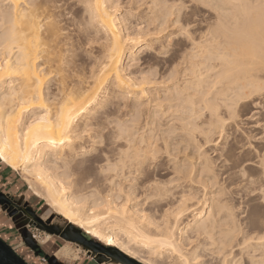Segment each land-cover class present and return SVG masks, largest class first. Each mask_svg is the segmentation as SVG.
<instances>
[{
	"label": "bare ground",
	"instance_id": "obj_1",
	"mask_svg": "<svg viewBox=\"0 0 264 264\" xmlns=\"http://www.w3.org/2000/svg\"><path fill=\"white\" fill-rule=\"evenodd\" d=\"M143 1L145 0H130V3L136 5V7L134 6L135 8L132 7L134 8L132 10H136L137 12L133 13H138L139 10L137 9H140L142 5L140 3ZM156 1L157 0H151L149 3L154 6V9H158L159 7L162 8V3H156ZM211 1L212 0H203V2L206 3H210ZM213 1L211 3H213ZM9 2L11 4L10 8L5 5V0H0V162L12 171L20 170L22 176L28 183L29 190L32 194L37 198L44 199L46 206H48L55 215L60 216L69 225L80 229L92 239H96L98 242L102 243V245L108 248V250L113 251L116 258H113V263L111 264H118L119 260L122 263L127 261L132 264H163L164 259L166 260H164V263L166 262L167 264H201L200 262L202 260L199 261L200 253H205L206 255L211 256L212 259L219 258L222 260V264H228V259H230V261L231 259H234L235 256L233 254L234 251L231 242L232 238L228 236V233L234 227L233 220L237 219V217L236 215V218L233 217V211L231 212L226 204V201L228 202L229 199L226 197L228 200H224V198L222 199L221 197L224 195V187L218 191H213V188H215L214 184L217 185L219 182H217V173L215 171V175L213 170L216 167H212L214 163L212 165L211 160H209L208 157L210 156L205 154L206 151H204V148L202 151L205 153L201 151L203 145H197L196 140L198 137L202 135L204 136L209 132V138L211 137L213 139V134L216 133L217 135V133H221L227 120L232 121L235 117L238 119L237 116H240L238 115L239 112L236 115L238 108L242 111L241 109L246 107V105L250 103V100L255 102L264 97V60L261 59L258 35L256 38L253 37L254 29L258 27V19L253 16L251 11L247 8L238 6L236 0H215L216 7H214V3L213 7L215 11L218 10L221 12L217 11L214 24L211 20L210 22H212V24L207 21L210 25L208 26L207 24L206 28V32L209 33L212 42L209 43L206 41L205 47L201 51L193 50L190 52L188 63L191 65V68L189 69V75L185 76L183 72H181L180 75L169 84L167 80L165 81V76L162 78L164 81L160 80L161 82L159 81L158 83L157 81H153L152 83L147 76H142V73L139 74L143 79L140 77L141 80H137L135 78L138 76L133 78L126 74L127 72L125 70L126 59H130L128 57L134 54L135 51L138 50L137 48L145 47L146 43L148 45H150V43L152 44L153 40L151 37L154 36V34L157 36V34L161 32V29L158 28L151 32L149 27L153 26L151 25L153 22H157L161 14L164 13L163 11L161 14L154 13L152 16L147 17L148 20L145 18L147 24L145 27L143 26L144 31H141L149 37L150 34H152L150 40L149 38H146L145 35V39L139 38L141 35L140 33V35L132 33L134 36L136 35V38L133 36L134 39L129 31L128 33L131 37L126 33V27L128 26H125L124 24L128 22V20H124L125 17L124 19L119 18L120 16L117 15V7L119 6L118 0H83L84 3H90L94 6L93 8L85 9L84 11H86L88 15L86 18L82 17L83 19H86L88 25V37L86 40L87 43L85 44L86 46L89 43L97 44L96 48H100V51L99 53L96 51L98 54H92L93 51L91 52L89 49L90 51L88 52V47L84 46L87 48L85 50L88 53V64L84 65V68H81L76 53L72 49L73 45L69 42L73 37L70 39L68 38L67 43L58 45L55 50H53L51 43L48 40V35L53 27H60V23L62 24L61 20H59V12L53 13L49 10L39 11L37 14V10L32 7L36 0H9ZM49 2H52V0H49ZM165 2L166 1H163V3ZM240 2L244 3L247 2V0H240ZM121 3L122 2L120 1V4ZM169 3L167 4L168 6L170 5ZM97 4L99 7H95ZM229 4L231 7H227ZM145 6L148 7L147 4L144 5V8ZM213 7L211 6V8ZM167 10L169 11L168 8L165 9V11ZM159 12H161V9ZM211 13L209 15L212 16L213 14ZM163 17L162 21L165 19V17ZM209 18L210 17H208L207 20ZM159 20L161 21L160 18ZM124 21L126 22L124 23ZM187 22L189 23V21ZM159 23H153L154 27H156L155 25L158 26ZM160 25L162 24L160 23ZM138 27H140V23ZM135 28H137V26ZM204 28L205 27H203V29ZM137 29L139 30V28ZM209 29H211V32H209ZM77 30L79 29L77 28ZM76 37L78 38L77 35ZM158 38L159 37L156 39ZM73 40H71V42ZM77 42L78 41H76V43ZM79 45L83 46L82 43ZM166 49L167 48H165L164 51ZM150 51L152 50L150 49ZM158 52L159 51L155 53ZM161 53H163V51ZM148 54L145 55L148 56ZM165 55L166 52L164 57ZM153 59L154 58H151V60ZM79 60L81 61L83 58ZM144 61L146 62L147 60ZM81 63L84 64V61H81ZM147 63L148 62H146V64ZM158 67L159 66H157V68ZM154 68L157 70L156 67ZM201 68L204 69V73L200 72ZM158 69L160 70V68ZM169 69H171V67H169ZM150 71L151 70L149 69L148 72ZM154 72L156 74L157 71ZM169 72H171V70L166 73L168 74ZM3 80L9 81L7 86L2 84ZM118 82H122L119 88H117ZM154 83L157 87L154 90L159 95V97L156 96L158 97L156 99H153L155 94L153 93L154 90L151 91V87H154ZM49 89H51V91H49ZM157 89H159L158 92ZM57 96H59V100H56ZM50 97L53 100H56V102L50 103ZM108 97H111L112 100L120 97L123 101L125 99L129 100L130 98H134V102H140V109L147 112L149 120L151 116L156 117L158 113L163 117L167 115V117H170L171 119L169 120L167 118L169 124H166L167 129L165 131L163 130L164 128L161 131V128H158L160 132L153 137L151 134H148L150 137L146 139L142 138L140 139L141 141H136L139 137L136 136L137 139L133 138L134 135L131 132L119 134L114 138L115 143L122 141L125 143H121L123 145L122 148L118 147L119 151H117L116 148L118 153L117 155L113 154L116 158H113V155H111V157L109 156L114 150V146L112 147V150L110 149L111 146L109 147L111 150L108 151L109 155L107 153L105 154L107 160L105 162L104 178L100 181L94 180L95 183L102 184L103 189L96 188L94 182L91 184L93 187L95 184V188L90 189L89 193L91 194V199L96 197V206L94 209H91L92 211L90 210L91 212L89 214H87L81 212L77 207V202L70 198L72 195L70 191L72 189H70V186L76 183V180L70 179L64 173L65 161L70 160L73 152L76 151L74 146L75 142L73 141V143H69V141L73 140L72 135L63 137L66 142L63 147L59 146V144L55 147L48 145L50 152L42 157V161L38 165H33L31 162L26 164L24 161V155L25 153H34L36 151L34 143L37 139L41 141L52 139L59 141L61 139V126L57 123L56 119L58 108L61 103L66 105L65 116L68 115V109L73 110V116H75L77 112H80V110H83L85 114L90 115V113L95 110L98 99ZM261 100L263 101V99ZM253 102L252 104H254ZM125 103L126 101L124 104ZM127 106L129 107L130 105L126 104L125 107L127 108ZM137 109L139 108L137 107ZM130 113L132 112H129V114ZM125 114L124 116H126ZM10 116L12 117L11 121H9ZM87 118L88 115L83 117V119ZM116 118L115 120H117ZM118 119L120 120V117ZM139 121L141 122V119ZM131 123L129 122L130 125ZM137 123L138 122L136 121V125H138ZM142 123L144 124V122ZM142 123L141 125H143ZM154 123L156 122L154 121ZM154 123H152V125ZM119 125H121V128L123 129L122 124L120 123ZM206 125L208 126L207 129H203V126L206 127ZM153 126L151 127L153 128ZM29 127H31V131L28 130ZM127 127L125 126V128ZM235 127H237V125H235ZM142 129L143 128H141L140 132H142ZM254 129L256 130L255 127ZM126 130H129V128ZM135 131L137 133V129ZM211 132L212 136H210ZM142 133L144 136L145 132L143 131ZM261 133H263V131ZM139 134L140 133L138 132V135ZM243 134L245 135V133ZM173 136L174 138L178 136L179 138L176 139H179L181 144L180 145L177 141V146L179 147H176L178 150L175 151V153L173 152L174 150L170 149V144L172 145L174 142ZM170 138L171 140L173 138V141L169 144L168 141H171L169 140ZM201 139H204V137ZM198 140L201 141L200 139ZM205 140H208L207 137H205ZM260 140H258V142ZM205 143L204 145H206ZM249 145H251V143ZM246 148L247 147H245V149ZM248 150L249 149L247 148V151ZM152 151L158 153L152 164V172L145 171L133 164V161L138 156ZM227 151L229 152V150ZM234 151L231 152V156ZM247 151L244 152L247 153ZM244 152H242L243 155L246 154H244ZM255 153H257V150ZM180 154H182L183 157H178L179 159L177 160V156ZM163 155L170 156V160L172 156V163L168 168H164L162 167L163 165H160V162H162L161 157ZM223 155L225 156V154ZM226 155L229 157L228 153ZM250 155L252 156V154ZM234 157L237 159L236 156ZM233 158H231V160ZM252 158L254 157L252 156ZM252 158H246L247 160L244 158L245 161H239L238 159L239 162H243L241 163V168H245L244 171H250L253 168H257V165L264 160V157L262 158L263 160ZM226 159L229 161V158ZM165 163H167V161H165ZM223 163H225V161L222 162V164ZM228 163L230 164V161ZM123 169L126 171L129 170L127 172H130L131 176L134 175L133 177H138V180H140L139 183L137 180L132 181V183L137 181L139 184L138 186H128L129 189L126 187L128 191H126L125 187L123 188L121 185L115 187V181L117 182L118 180L115 176V172H119ZM158 171L170 172L169 175H171V178L167 180L164 175V178L167 181H163L161 177L162 181H159L160 178L158 177L157 180L154 176L162 174ZM241 171L240 173L243 174ZM155 172L158 174L152 176V173L155 174ZM225 173H227V170ZM247 173L248 175L252 174L250 172ZM221 174L223 176V173ZM73 175L75 176V173H73ZM124 175L126 176L127 174ZM218 175H220V171L218 172ZM234 175L235 178L236 174ZM257 175H259V173ZM114 176L117 180H114ZM224 176L226 177V175ZM240 176L241 175H239V177ZM149 177H154L156 179L151 180ZM125 180L126 179H124V181ZM212 182L213 190L209 188V185L211 186ZM195 185H197V188L198 185L201 186L204 195V198L201 195L203 199H200V202L198 201L199 199H197V201L194 200L198 196L196 194L197 196L195 197ZM254 185H256V182ZM113 186L116 190L119 188V194H122L120 192H124L125 196L121 195L123 198H118L119 194H116L118 197L115 196L113 192L116 190H113ZM217 186L220 187L219 185ZM255 189L256 188H254V190ZM131 190L133 191L132 194L128 193ZM135 190H137V192ZM198 190L200 189H197V191ZM135 192H139L140 194L135 195ZM193 200L195 203L198 202L197 205L195 204L196 208L192 205ZM85 209L87 208L85 207ZM231 209L233 210V208ZM188 213H192L190 219H185L186 221L184 223L181 221L183 225H181L182 227L179 229L178 221L180 217L184 214L186 216ZM69 216L71 218H69ZM185 218H187V216ZM205 229L208 230L207 234H205ZM253 237L255 243L251 252L255 253L258 257L261 253V245L259 243L261 239H255V236ZM47 241L48 237L44 238L42 243ZM108 241H111L112 243L109 244ZM168 244H172L179 255L168 249L166 247ZM64 253V250L58 252L56 258H62ZM87 253H89V251H87ZM203 256L204 255H201V258ZM95 259H97L100 264H105L101 257L98 256L97 258L95 257ZM214 261H211L210 263L212 264ZM233 261L230 264H234ZM217 262H219V260Z\"/></svg>",
	"mask_w": 264,
	"mask_h": 264
},
{
	"label": "rangeland",
	"instance_id": "obj_2",
	"mask_svg": "<svg viewBox=\"0 0 264 264\" xmlns=\"http://www.w3.org/2000/svg\"><path fill=\"white\" fill-rule=\"evenodd\" d=\"M58 2H60V0H57ZM117 1V0H116ZM119 2H118V4H119V6L117 7V10H118V12H117V15L118 16H120L119 18H122V19H124V17H125V19L124 20H128V22H126V21H124V25L125 26H128V27H126V33L128 34V35H132V37L134 36L133 34H136L137 33V35H140V37L139 38H142V39H145L144 38V35H145V37L146 38H149V40H150V37L152 36V34H150V37L149 36H146V34H144V32H142V31H144V28H143V26L145 27L146 26V24H147V20H148V18L147 17H149V16H152L154 13L155 14H157V13H159V14H161L162 13V11L165 13V15H164V13H162L161 14V16L163 17H166V16H171L172 14H173V8L171 7V6H173V5H178V4H181V3H183L184 2V0H176V1H178V2H176L175 0H161V2H160V0H159V2H158V0L156 1V3H162L161 5H162V8H158V9H154L153 7L154 6H152L150 9L147 7V6H145V8H144V5L145 4H147V5H150L151 3H149V1H151V0H147V2H146V0L145 1H143V2H141L140 4H142L141 5V7H140V9H137V10H139L138 11V13H133V12H137L136 10H132V9H134L135 7H136V5L135 4H133V3H130V0H118ZM120 1L122 2L121 4H120ZM163 1H166L165 3H163ZM213 1V0H212ZM211 1V2H212ZM215 1V0H214ZM213 1V3H214V7H216L215 6V3L216 2H214ZM123 2H124V4H123ZM146 2V3H145ZM170 2V3H169ZM176 2V3H175ZM208 3L209 5H210V8H211V6L213 7V3ZM127 3H128V5H127ZM149 3V4H148ZM170 4L169 6L167 5V4ZM123 4V5H122ZM133 4V5H132ZM138 5V4H137ZM168 6L167 8L169 9V11L167 10V11H165V9H167L165 6ZM131 6V7H130ZM135 6V7H134ZM132 7H134V8H132ZM147 7V8H146ZM158 7V6H157ZM171 7V8H170ZM214 7L213 8H208V9H203V8H193L191 11H189L188 9H185L184 11H183V14H185V15H183L182 14V16H181V22L182 23H184V25L187 27L188 26V22L187 21H189V22H191V24L193 25H195L194 26V29H193V31H194V34H197V35H199V34H201V32H202V34L203 33H205L206 31H207V24H208V26L210 25V24H212V22H213V24L215 23L214 21H215V17L217 16V11H215V9H214ZM227 7H231V5L229 4V6L227 5ZM131 8V9H130ZM142 8V9H141ZM145 10H144V9ZM156 8V7H155ZM124 9V10H123ZM130 9V10H129ZM148 9V10H147ZM151 9H154V10H151ZM160 9H161V12H159L160 11ZM127 10V11H126ZM149 10H151V11H149ZM210 10V11H209ZM124 11V12H123ZM129 11V12H128ZM132 11V12H131ZM141 11V12H140ZM143 11H144V13H143ZM146 11V12H145ZM156 11H158V12H156ZM207 11H208V13H207ZM214 11V12H213ZM193 12V13H192ZM211 14H213L212 16L211 15H209L210 13ZM218 12H221V11H218ZM128 13V14H127ZM143 13V14H142ZM147 13V14H146ZM170 13V14H169ZM207 13V14H206ZM66 14H67V12H66ZM82 14V13H81ZM132 14V15H131ZM135 16H134V15ZM137 14H138V16H137ZM150 14V15H149ZM168 14V15H167ZM130 16V18H129V16ZM145 15H148V16H145ZM194 15V16H193ZM205 15V16H204ZM207 15H208V17H210L208 20H207ZM215 15V16H214ZM133 16V17H132ZM160 16V15H159ZM159 17L160 19H161V21H162V17ZM203 18H202V17ZM83 17V14L81 15V18ZM143 19H142V18ZM163 17V18H164ZM84 18V17H83ZM128 18V19H127ZM147 20H146V19ZM159 18H158V20H157V22L159 23H161L162 25H164L165 24V19H163L164 21H160L159 20ZM131 19V20H130ZM190 19V20H189ZM195 20V21H194ZM204 20V21H203ZM210 20L212 21V22H210ZM137 21V22H136ZM142 21V22H141ZM206 21V22H205ZM207 21L210 23H207ZM62 22V24L64 25L65 24V22L64 21H61ZM64 22V23H63ZM157 22H153L154 24H157ZM139 23H140V27L142 28H140V27H138L139 26ZM151 24V25H153V26H150L149 27V29L151 30V32L152 31H154L156 28H158V29H161L162 30V25H160V23L158 24V26L157 25H155L156 27H154V24ZM197 23V24H196ZM201 23V24H200ZM203 23V24H202ZM62 24L60 23V26H62ZM144 24V25H143ZM187 24V25H186ZM67 25H68V27H67ZM66 25V29H72L73 31L75 30L76 31V33H77V36H78V38L80 37V34H79V30H77V28L79 29V25L77 26H75L76 28H73L72 27V24H67ZM202 26V29H201V26ZM206 25V26H205ZM72 27V28H70V27ZM137 26V28H139V30L137 29V28H135ZM199 26H200V28H199ZM152 27H154V28H152ZM161 27V28H160ZM203 27H205L204 29H203ZM209 28V27H208ZM130 29V30H129ZM137 31H136V30ZM142 30V31H141ZM202 30V31H201ZM128 31H129V33H128ZM132 31V32H131ZM201 31V32H200ZM205 31V32H204ZM142 32V33H141ZM198 32V33H197ZM200 32V33H199ZM133 33V34H132ZM140 33V34H139ZM143 34V35H142ZM131 35H130V37H131ZM136 36V35H135ZM134 36V37H135ZM142 36V37H141ZM72 36H70L69 37V39L71 38ZM76 37V36H75ZM133 37V38H134ZM157 37H159L158 39H156ZM77 37L76 38H71V40H73L74 39V41H75V44L73 45V41L71 42V40L69 41L72 45H73V50L75 51V53H76V56L77 57H79V56H82L83 57V55L84 54H88L87 53V51L89 52L90 50H91V52L93 51V53L92 54H98L99 53V51H100V48H96V45L97 44H91V45H93V47H94V45H95V47L93 48V47H91V48H88V50L86 51L85 49H87V48H85V47H87L86 46V44L85 43H87V41H84V40H81V38H79L78 39ZM136 38V37H135ZM134 38V39H135ZM155 38V39H154ZM162 37H160L159 35H155L154 34V36H152L151 37V39L153 40L152 41V44L150 43V45H148L147 43L145 44V47L143 46L142 48L140 47V48H137L138 50H136L135 51V53L134 54H132L131 56H127L128 58H130V59H126V62H125V64L127 65H125V70H126V74H128V75H130L131 77H133V78H135V77H137V78H135V79H137V80H141V78L143 79V77L142 76H147V78L149 79V80H151L152 81V83H153V81H157V83L160 81V80H162V81H164V79H162V78H164V76L166 77V75L165 74H167L166 72H168V71H170L171 69H169V67H166L165 66V61L167 60V49L164 51V49L165 48H167V45H165L166 43L165 42H163L162 41V39H161ZM138 39V38H137ZM142 39H140V40H142ZM159 39H161V40H159ZM81 40V41H80ZM149 40H146V41H149ZM76 41H78L77 43H76ZM83 41V42H82ZM145 41V40H144ZM82 43V45L83 46H80L79 44H81ZM84 43V44H83ZM155 43H156V45H155ZM163 45H162V44ZM147 45V46H146ZM153 45H154V47H153ZM161 45V46H160ZM78 46V47H77ZM85 46V47H84ZM156 46V47H155ZM163 46V47H162ZM83 48L84 47V53L82 54L81 52H80V48ZM99 47V46H98ZM152 47H153V49H152ZM165 47V48H164ZM93 48V49H92ZM90 49V50H89ZM140 49V50H139ZM149 49V50H148ZM150 49L153 51V53H155V52H157V51H163V53H159V56L158 57H153L152 56V51H150ZM156 49V50H155ZM146 50V51H145ZM155 50V51H154ZM77 51V52H76ZM96 51H98V53L96 52ZM145 51V52H144ZM147 51H148V53H147ZM138 52V53H137ZM165 52H166V55H165V57H164V54H165ZM143 53V54H142ZM81 54V55H80ZM145 54H148V56H146ZM137 55V56H136ZM143 55V56H142ZM151 55V56H150ZM161 55H162V57H161ZM134 56V57H133ZM145 56H146V58H145ZM82 57H81V59H82ZM87 57H88V55H87ZM149 57H151V58H154L153 60H151V58H149ZM135 60H134V59ZM149 58V59H148ZM156 58V59H155ZM166 58V59H165ZM160 59V60H159ZM162 59H165V60H162ZM130 60V61H129ZM144 60H147L146 62H148L147 64H146V62L144 61ZM78 61L80 62L79 64H80V66H81V68H84V65H86V64H88V63H86L85 64V62H84V64H82L81 63V61H84V60H79L78 59ZM87 61H88V58H87ZM128 61V62H127ZM139 61V62H138ZM145 62V63H144ZM163 62V63H162ZM136 63V64H135ZM79 64L77 63V65L79 66ZM134 64V65H133ZM163 64V65H162ZM131 65V66H130ZM133 65V66H132ZM138 65V66H137ZM144 65V66H143ZM153 65V66H152ZM79 66V67H80ZM134 66H136V67H134ZM148 66V67H147ZM157 66H159L158 68H160V70L157 68ZM164 66V67H163ZM126 67H127V69H126ZM134 67V68H133ZM141 69H140V68ZM154 67H156L157 68V70L154 68ZM80 68V69H81ZM130 68V69H129ZM161 68H163V69H161ZM169 69V70H167V69ZM132 69V70H131ZM135 69V70H134ZM149 69L151 70L150 72H148L149 71ZM162 70V71H161ZM165 70V71H164ZM201 71V73H204V69H200ZM203 70V71H202ZM154 71H157L156 72V74H155V72ZM159 71V72H158ZM164 72V73H163ZM142 75V76H140V74ZM149 73V74H148ZM134 74V75H133ZM144 74V75H143ZM160 74V75H159ZM164 74V75H163ZM136 75V76H135ZM148 75H150V76H148ZM151 75H152V78H151ZM141 77V78H140ZM150 77V78H149ZM138 78H140V79H138ZM154 78H155V80H154ZM161 78V79H160ZM165 81H166V78H165ZM161 82V81H160ZM160 84V83H159ZM159 84H158V87H159ZM154 85V87L152 86L151 87V91H153L154 89H156L157 87L155 86V83L153 84ZM158 90L159 89H157V92H158ZM153 93H155L154 94V96H153V99H156V98H158L159 97V95L155 92V90L153 91ZM160 94H162V93H160ZM156 96H158V97H156ZM117 99H118V101H117ZM261 99H263V101L261 100ZM121 100V101H120ZM131 100V101H130ZM122 99H120V97H117V98H114L113 100H112V103H113V108H112V112H111V115H112V117L114 118V120H112V123H113V125L115 126V124H116V126H115V128L117 129V131L114 133V135H113V140H114V143L112 144V145H110L109 147H110V149L112 150V147H113V151H112V153L109 155V153H107L110 157H111V155H117V151H119V148H122V145L125 143V142H117V143H115V137L117 136V135H119V134H123V133H127V132H131V133H133V138H136L137 139V137H139L138 138V140H136V141H141L140 139H142V138H148V137H150V135H148V134H151V136L153 137L154 135H156L158 132H160L163 128V130L165 131L166 129H167V127H166V124L169 122V120L171 119L170 117H167V115H165L164 117L163 116H160L159 115V113L157 114V119H156V117H150V120H149V115L147 114V112L144 110H141L140 109V106H139V103L138 102H134L135 100H134V98H130L129 100H127V99H125L124 101H123V103H122ZM126 101V103L124 104V102ZM253 102V100H250L249 102L250 103H248L247 105H246V107H244V108H242L241 110L242 111H240V108H238L237 109V113H236V115L238 114V112H239V114L238 115H240V116H237L238 117V119H236V117H235V119L234 120H227V122H225V125H224V127L225 126H228V127H223V129L221 130V133H223L224 132V134L223 135H219V134H221V133H217V135H219V136H217L216 135V133H214L213 134V136H212V132H211V134H210V136H212L213 137V139L211 138V140H210V138H209V133H207L206 135H202V136H200L201 138H203L204 137V139H201L200 137H198V139H200L201 141H199L198 139L196 140V144L197 145H199V146H202L201 147V151L203 150V148H204V151H206V153L204 152V151H202L203 153H205V154H208L210 157H208V155H207V157L209 158V160H211V162H212V165H213V163H214V165L212 166L213 168L214 167H216L215 169H213L214 170V173H215V171H216V173H217V182H218V184L217 185H219L220 187H218L217 185H215L214 184V187L215 188H213L212 186H213V182H212V185L210 186L209 185V188L210 189H212L213 191H218L219 189H222L223 187H224V189H225V191L223 192V196H221L222 197V199L224 198V200H228V202L226 201V204L228 205V207L230 208V211L233 213V217L234 218H236L237 217V219H235L236 221H237V223L238 224H240L243 228H244V231L245 232H249V228H248V226H247V224L246 223H244V221L247 219V217H243V216H239L238 214H239V212H240V208H241V203H240V201H243L244 202V207H245V209H247V206H248V200H244V197H242L241 195H240V192L238 191V190H235V188H234V182H235V184H246V187L248 188V191H245V193H244V196H247L248 198H249V200H251V199H254L253 197H251L250 196V192H252V191H255L256 189H257V187H255L257 184H259V180L257 179V178H259V175H260V171H259V169L258 168H253V169H251L250 171H244L245 170V168H241V163H243V162H239V161H245V160H247V159H251L252 158V156L254 157V158H252V159H256V158H258L259 160L260 159H262L263 157H264V97L263 98H260L259 100H257V101H255V102H253L254 104H252V102ZM131 102V103H130ZM257 102V103H256ZM259 102H262V103H259ZM119 103H120V105H119ZM122 103V104H121ZM145 103V102H144ZM124 104V105H123ZM130 105L129 107L127 106V108L125 107V105ZM137 104V105H136ZM250 104V105H249ZM252 104V105H251ZM116 105V106H115ZM132 105V106H131ZM118 106V107H117ZM123 106V107H122ZM135 106H137L139 109H137V107H134ZM253 106V107H252ZM263 106V107H262ZM132 107V108H131ZM118 108V109H117ZM119 108H120V110H119ZM129 108V109H128ZM263 109V110H261V109ZM135 109H137V110H135ZM119 110V111H118ZM128 110V111H127ZM132 110V111H131ZM261 110V111H260ZM122 111V112H121ZM127 111V112H126ZM135 111V112H134ZM139 111V112H138ZM141 111V112H140ZM117 112V113H116ZM123 112H125V113H127V114H125V113H123ZM129 112H132V113H130L129 114ZM146 112V113H145ZM116 113V114H115ZM136 113H138V114H136ZM140 113V114H139ZM258 113V114H257ZM124 114L126 115V116H128V117H126V116H124ZM177 114V113H176ZM175 114V115H176ZM134 115V116H133ZM140 115V116H139ZM160 117H159V116ZM178 115V114H177ZM116 116H117V118H116ZM120 117V120L118 119L119 117ZM132 116V117H131ZM125 117H126V119H127V121H126V119H125ZM141 117V118H140ZM147 117V118H146ZM158 117H159V119H158ZM163 117V118H162ZM115 118L119 121V123H118V121L117 120H115ZM133 118V119H132ZM138 118V119H137ZM141 119V122L139 121L140 119ZM144 118V119H143ZM152 118V119H151ZM169 120H168V119ZM174 118V117H173ZM160 119H162V120H160ZM175 119V118H174ZM202 119H204V118H202ZM165 120V121H164ZM121 121H123V122H121ZM136 121L138 122L137 124L138 125H136ZM154 121L156 122V123H154ZM163 121V122H162ZM128 122V123H127ZM129 122L131 123V125L129 124ZM135 122V123H134ZM140 122V123H139ZM142 122H144V124L142 123ZM147 122V123H146ZM148 122H149V124H150V126H149V124H148ZM232 124H231V123ZM258 122V123H257ZM122 124V126H123V129L125 130H123L122 128H121V125H119V124ZM125 123V124H124ZM141 123L143 124V125H141ZM152 123H154L153 125H152ZM162 123V124H161ZM165 125H164V124ZM238 123V124H237ZM118 124V125H117ZM140 124V125H139ZM146 124V125H145ZM161 125V127H160V125ZM169 124V123H168ZM229 124V125H228ZM237 125V127H235V125ZM239 125V126H238ZM255 125V126H254ZM119 128H118V127ZM125 126L127 127V128H129V130H126L127 128H125ZM147 126H148V128H147ZM151 126H153V128L151 127ZM159 126V127H158ZM205 126V125H204ZM203 126V129H207V125H206V127H204ZM230 126V127H229ZM259 128H258V127ZM263 126V127H262ZM136 127V128H135ZM139 127V128H138ZM145 127V128H144ZM155 127H156V129H155ZM166 127V128H165ZM254 127L256 128V130L254 129ZM120 128H121V130H120ZM135 128V129H134ZM141 128H143L142 129V132L144 131L145 133H144V136H143V133L142 132H140L141 131ZM160 129V131H159V129ZM232 128H234V129H232ZM238 128H239V130H238ZM258 128V129H257ZM132 129H133V132H132ZM137 129V133H136V130ZM144 129H146V130H144ZM225 129V130H224ZM120 130V131H119ZM122 130H123V132H122ZM139 130V131H138ZM149 130V131H148ZM153 132H151V131ZM259 130V131H258ZM134 131H135V133H136V135H135V133H134ZM156 131V132H155ZM227 131V132H226ZM263 131V133H261ZM138 132L140 133L139 135L141 136H139L138 135ZM154 132H155V134H154ZM238 132V133H237ZM240 132V133H239ZM147 133V134H146ZM228 133H230V134H228ZM235 133V134H234ZM243 133H245V135L243 134ZM260 133V134H259ZM258 134V135H257ZM215 135V136H214ZM236 135V136H235ZM259 135H261V136H259ZM137 136V137H136ZM221 136V137H220ZM225 136V137H224ZM259 136V137H258ZM263 136V137H262ZM205 137H207V139L208 140H205ZM220 137V138H219ZM253 137H255L256 138V140H255V138H253ZM173 138H174V136H173ZM173 138H172V140H171V138L169 139V140H171L170 142L168 141V143L170 144L172 141H173ZM176 138H179L178 136H176L175 138H174V142H173V144H174V147H173V144L171 145L170 144V149L171 150H174L173 152L175 153V151H177L178 149L176 148V147H179V146H177L178 145V143L180 144V140L179 139H176ZM262 140H260V139ZM235 139V140H234ZM249 139V140H248ZM260 140L259 142H258V140ZM175 140H176V143H175ZM203 140V141H202ZM213 140V141H212ZM218 140V141H217ZM255 140V141H254ZM177 141H178V143H177ZM206 141H208V142H205ZM211 141V142H210ZM253 141V142H252ZM211 144H210V143ZM261 142V143H260ZM121 143H123V144H121ZM199 143V144H198ZM202 143V144H201ZM204 143L206 144V145H204ZM234 143H235V145H234ZM248 143V144H247ZM251 143V145H249ZM115 144H116V146H115ZM210 144V145H209ZM246 144H247V146H246ZM181 145V144H180ZM205 146V147H204ZM208 146V147H207ZM210 146V147H209ZM227 146V147H226ZM233 146V147H232ZM242 146V147H241ZM244 146V147H243ZM253 147V149H252V147ZM119 147V148H118ZM226 147V148H225ZM241 147V148H240ZM245 147H247L249 150H250V148H251V150L248 152L247 151V148L245 149ZM250 147V148H249ZM255 147V148H254ZM116 148H117V151H116ZM224 148V149H223ZM229 148V149H228ZM234 148H235V151H234ZM239 148V149H238ZM243 148V149H242ZM109 149V151H111ZM205 149H207V150H205ZM217 149V150H216ZM223 149V150H222ZM234 151V153L232 154V156H231V152H233L232 150ZM257 150V153H255V151ZM216 150V151H215ZM220 150V151H219ZM227 150H229V152L227 151ZM240 150V151H239ZM247 151V153H248V155H247V153L246 152H244V151ZM116 151V152H115ZM221 153H219V152ZM222 151V152H221ZM237 151H238V153H237ZM253 153H252V152ZM208 152V153H207ZM226 152V153H225ZM241 152V153H240ZM242 152H244V154L245 155H243V153ZM251 152V153H250ZM259 152V153H258ZM116 153V154H115ZM187 153V152H186ZM229 154V157H228V155H226V154ZM240 153V154H239ZM223 154H225V156L223 155ZM250 154H252V156L250 155ZM259 156H258V155ZM114 155L112 156L113 158H116V157H114ZM166 156H168V155H163L162 157H161V161L163 162V164H162V162H160V165H163L162 167H164V168H168L169 166H171V161H172V156H171V160H170V156H168L169 157V160H168V157H166ZM220 156H222V157H220ZM234 156H236V158L237 159H235V157ZM181 158V157H183V155L182 154H180V155H178L177 156V160L179 159V158ZM224 157V158H223ZM234 157V158H233ZM250 157V158H249ZM261 157V158H260ZM166 158V159H165ZM220 160H219V159ZM226 158H229V161H230V164L228 163L229 161H228V159H226ZM231 158H233L232 160H231ZM242 160H241V159ZM244 158H245V160H244ZM247 158V159H246ZM238 159H239V161H238ZM264 159V158H263ZM262 159V160H263ZM213 160V161H212ZM234 160H235V162H234ZM165 161H167V163H165ZM170 161V162H169ZM221 161V162H220ZM225 161V163H223L222 164V162H224ZM226 161H228V162H226ZM240 163V165H239V163ZM264 161V160H263ZM165 163V164H164ZM168 163H169V165H168ZM2 163L0 162V193L1 194H3L4 196H5V198L7 199V200H11V202H12V204H19L20 202H32L33 204H35L36 206H35V208L37 209V211H39V213H41L40 215H39V217H38V219H31L32 220V222L25 228V229H23V230H16L14 227H13V225L11 224V220H10V217L11 216H14V215H17V214H26V213H23V211L20 209V208H17V206H15L14 207V209H10V211L8 210H6L3 206V204L2 203H0V238L6 243V244H8L15 252H16V254L17 255H19L27 264H45V259L43 258V256H34L32 253H31V250L27 247L28 245H25V244H23L22 243V237H24V236H29L38 246H40L43 250H45V251H47V253L49 254V252L50 251H48V248H45V245H51V244H53L52 242H58V243H60V246H58L57 244H55V246H56V248H54V250H52V252L53 253H58V252H61L62 250H64L65 251V253H64V256L62 257V258H60V257H57V258H59L60 260H63V258H65V259H67V258H70L68 261H65V264H74L79 258H81V259H84V258H87V259H91V260H94V258L96 257H101L102 259H103V263H105V264H111V263H113V258H116L115 257V255L112 253V252H110V251H108L107 249L108 248H106L104 245H102V243H100V242H98L96 239H92L91 237H89L88 235H86L83 231H81L80 229H78V228H76V227H73L72 225H69L66 221H64L60 216H57V215H55L51 210H50V208L48 207V206H46V202L44 201V199H40V198H37V197H35L33 194H32V192L29 190V185H28V183L26 182V180H25V178L22 176V174H21V171L20 170H17V171H12V170H10L8 167V169H5L4 167H2V165H4V164H2ZM221 164H222V166H221ZM226 164V165H225ZM164 165H166V166H164ZM233 165H235V166H233ZM237 165V166H236ZM239 165V166H238ZM218 166V167H217ZM229 166V167H228ZM230 166H231V168H230ZM6 167V166H5ZM223 167V168H222ZM234 167H236V168H234ZM163 168V169H164ZM226 168H230V169H226ZM238 168H240V169H238ZM223 171H222V170ZM225 169V170H224ZM235 169V170H234ZM238 169V170H237ZM243 169V170H242ZM255 169H256V171L259 173V175H257L258 173L255 171ZM258 169V170H257ZM124 170V169H123ZM121 170V171H119V172H115V176L118 178V180H117V178L114 176L113 178H114V180H117V182L115 181V187H119L120 185L124 188L125 187V190L126 191H128L127 189H126V187L128 188V186H138L139 184V182H140V180H138V177L137 176H135L136 177V179H135V177H133V176H131V174H130V172H127V171H129V170ZM218 170V171H217ZM226 170H227V173H225L226 172ZM229 170V171H228ZM233 170H234V172H233ZM242 172V173H244V172H250V173H255L256 174V180H255V182H256V185H254L255 184V182H253V180H252V178H253V176H252V174L251 175H248V179L250 180H247V182L246 181H244V179H243V177H242V174L240 173V171ZM255 172H254V171ZM127 173H126V172ZM147 171H149V172H152L153 171V168H152V166L147 170ZM220 171V175H218V172ZM225 171V172H224ZM233 172L234 174H236V177L234 178V174L233 173H231V172ZM159 173H162V174H159V175H156V174H158V173H156L155 172V174H153L152 173V176H154V175H156V176H154V177H158V178H162L163 179V181H167L169 178H171V175H169V173L170 172H166V171H158ZM230 172V173H229ZM239 172V173H238ZM121 173H124V174H127L126 176H131L130 177V179L131 178H134V179H129V177H126L124 174H121ZM129 173V174H128ZM165 173V174H164ZM167 173V174H166ZM216 173H215V175H216ZM221 173H223V176H222V174ZM249 173V174H250ZM228 174H229V176H228ZM230 174H232V175H230ZM241 175L240 177H239V175ZM162 175V176H161ZM164 175H165V178L167 179H165L164 178ZM224 175H226V177L224 176ZM220 176H221V178H220ZM252 177V178H250V177ZM121 177H123V178H121ZM154 177H149V179H151V180H153V179H156V178H154ZM223 177V178H222ZM231 177V178H230ZM158 178H157V180H158ZM161 178L159 179V181L161 180ZM229 178V179H228ZM233 178V179H232ZM123 180V181H121V180ZM124 179H126L125 181H124ZM225 179V180H224ZM235 179V180H234ZM113 180V181H114ZM130 182H129V181ZM135 180H137L138 181V183H137V181L136 182H134V183H137V184H134V183H132V181H135ZM162 181V180H161ZM227 181V182H226ZM76 182V181H75ZM94 182V181H93ZM253 182V183H252ZM95 183V182H94ZM114 183V182H113ZM117 183V184H116ZM124 183H125V186H124ZM131 183V184H130ZM231 183V184H230ZM93 184V183H92ZM96 184V188L98 187V189H103V186H102V184H100V183H95ZM95 184H94V187H93V185H80V186H77V182L76 183H74V184H72L71 186H70V189H72V190H70L71 191V194H72V191L73 190H75L76 191V197H73V195H71V197L70 198H72L75 202H77V207L81 210V212H85V213H87V214H89L92 210L91 209H94L95 208V206H96V197H93L92 199H91V194L89 193V191H90V189H92V188H95ZM119 184V185H118ZM134 184V185H133ZM211 184V183H210ZM249 184H251V185H249ZM127 185V186H126ZM222 185V186H221ZM253 185V186H252ZM196 187H195V190H196V192H195V197L198 195V196H203V198H204V195H203V192H202V189H201V186H199L198 185V188H197V185H195ZM229 186V187H228ZM252 186V187H251ZM114 186H113V190L115 189L116 190V188H115ZM226 187H227V189H226ZM251 187V188H250ZM256 188L255 190H254V188ZM260 187H264L263 185H260ZM87 188H88V190H87ZM217 188V189H216ZM84 189V190H83ZM119 188H117V190L115 191V192H113V194L115 195V196H117L119 193H118V190ZM129 189V188H128ZM197 189H200V190H198L199 191V193H198V191H197ZM253 189V190H252ZM85 191V190H87V191H85V192H83V191ZM227 190V191H226ZM136 192H137V190H135ZM257 191V190H256ZM132 190L131 191H129L128 193H131L132 194ZM135 192V195H137V194H140L139 192L138 193H136ZM201 192V193H200ZM226 192H227V194H226ZM120 193H122V194H119L117 197L118 198H123V196H125V193L124 192H120ZM233 193V194H232ZM117 194V195H116ZM197 194V195H196ZM225 194H226V196H225ZM121 195H123V196H121ZM230 197H228V196ZM197 196V197H198ZM202 196L201 197H196L194 200H196L197 201V199H199L198 201L200 202L203 198H202ZM225 196V197H224ZM86 197V198H85ZM228 199H227V198ZM88 198V199H87ZM116 198V197H115ZM226 198V199H225ZM82 199H84V200H82ZM85 199H87V200H85ZM201 199V200H200ZM231 199V200H230ZM192 201V205H193V207H195L196 205H197V203L198 202H196L195 203V201ZM80 201V202H79ZM194 202V203H193ZM79 203H81V204H79ZM83 203V204H82ZM93 203V204H92ZM196 204V205H195ZM80 205H86V206H80ZM92 205V206H91ZM254 206V208L256 207V205H253ZM85 207L87 208V209H85ZM81 208H83V209H81ZM196 208V207H195ZM231 208H233V210L231 209ZM235 208V209H234ZM153 209H154V207H153ZM85 210V211H84ZM91 210V211H90ZM153 212V211H152ZM235 213V214H234ZM189 214V213H188ZM188 214H186V216H187V218H185L186 216H185V214L183 215L184 216V218H183V216H181L180 217V219L181 218H183V219H179V221H178V228L180 229L182 226L181 225H183L182 224V222L184 223L186 220H188V219H190V215L192 214V213H190L189 215ZM235 215H236V217H235ZM189 217V218H188ZM186 219V220H185ZM182 221V222H181ZM180 222V223H179ZM258 229H259V226H257V229L255 230V231H253V232H251V234H250V236H249V239H250V241H251V243H249L248 244V249L250 250V251H252V248H253V245H254V240H253V236H255V239L257 238V239H261V237H264V230H262V231H260L261 229H259V231H258ZM5 230V234H3L2 233V231H4ZM257 232V233H256ZM258 234V235H257ZM257 236V237H256ZM48 237V242H47V244H43L42 243V241L44 240V238H47ZM50 238V239H49ZM58 240V241H57ZM78 240H82L83 241V244H80L79 243V241ZM85 242H89L90 244H91V246H86L85 245ZM239 244H237V246H235V248H236V250L233 252V254H234V256L236 257L238 254H239V246H238ZM87 251H89V253H87ZM237 251V252H236ZM236 252V253H235ZM51 253V252H50ZM200 256V259H199V261H201L200 263L201 264H203V262H204V264H209L211 261H214L212 264H222V260L221 259H219V258H213L212 259V257L211 256H209V255H206L205 253H203V254H199ZM201 255H204L203 257L205 258H201ZM209 258H208V257ZM207 259V260H206ZM216 259H218L219 260V262H217L218 260H216ZM235 259V258H234ZM234 259H231V261H230V259H228L227 261H228V264H230V263H232V261L234 260ZM165 260V259H164ZM164 260H163V264H167L166 262L164 263ZM221 260V261H220ZM166 261V260H165ZM206 262H208V263H206ZM123 263H125V262H123ZM122 262H120V260H119V262H118V264H123ZM233 263H234V261H233ZM125 264H128V263H125ZM211 264V263H210Z\"/></svg>",
	"mask_w": 264,
	"mask_h": 264
},
{
	"label": "snow or ice",
	"instance_id": "obj_3",
	"mask_svg": "<svg viewBox=\"0 0 264 264\" xmlns=\"http://www.w3.org/2000/svg\"><path fill=\"white\" fill-rule=\"evenodd\" d=\"M237 5L247 8L251 11L253 16L258 19V27L254 29L253 37L256 38L258 35L259 50L261 59L264 60V0H247V2L241 3L240 0H236ZM5 5L10 8L11 4L9 0H5ZM39 11H49L53 13L59 12V20L64 21L65 24L56 27L54 26L48 35V40L51 43L53 50L58 45H63L68 42L69 36L75 37L76 31L72 29H66L67 24H72L73 28L79 25V34L81 40L86 41L88 37V25L86 19L80 18L81 13L83 17H87L88 13L85 9L93 8L94 6L90 3H84L83 0H36L32 5ZM99 7V5H95ZM149 8L152 5H148ZM168 7V6H165ZM173 15L165 17V24L162 26V30L157 35L162 37L163 42L167 45V60L165 66L171 67V72L166 75V80L169 84L175 80L181 72L185 76L189 75V69L191 65L188 63L190 59V52L193 50L201 51L205 47V42L211 43V37L208 32L203 34H194V25L190 22L185 27L184 23L181 22V16L185 9L191 11L193 8L208 9L210 5L203 0H184L183 3L173 5ZM67 12V14H66ZM211 32V29H209ZM73 45L75 41L73 40ZM88 48L92 45L87 44ZM80 52L84 53V48H80ZM153 57H158L159 53H153ZM85 64L87 63V55H83ZM151 58V57H150ZM81 59V57H77ZM8 80H3L2 84L7 86ZM122 82L117 83L119 88ZM51 91V89H49ZM59 100V96L56 97ZM50 97V103H55ZM66 105L61 103L58 108V115L56 117L57 123L61 126V139L59 141L52 139L48 141H41L37 139L34 143L36 151L34 153H25V163L31 162L33 165H38L42 161V157L50 152L48 145L55 147L57 144L63 147L65 146V139L63 137L72 135L73 140L69 143L75 142L74 146L76 151L70 160L65 161L64 173L70 179H75L77 186L80 185H91L94 180L100 181L104 178V168L107 156L105 155L109 151V146L113 144V135L117 131L112 123L113 117L111 115L113 103L112 98L98 99L97 105L94 111L89 114H85L83 110L77 112L75 116L72 115L73 110L68 109V115L65 116ZM31 115V114H29ZM85 115H88L87 119H83ZM12 117H9L11 121ZM62 122V123H61ZM31 131V127L28 129ZM223 135V133H221ZM26 139V136H25ZM163 146V145H162ZM158 153L155 151L149 152L138 156L133 164L147 171L152 166ZM257 168L260 170L259 184L256 185L257 191L250 192V196L254 199L249 200L247 196H244L245 191H248L246 184H235V190L240 192V195L244 197V200H248L247 209L244 207V202L240 201L241 208L239 216L247 217L244 223L247 224L249 232H245L244 228L233 220L234 227L228 233V236L232 238L233 251L236 250L235 246L239 244V254L234 259V264H264V237H261V253L257 257L255 253L248 249V244L251 243L249 236L251 232L257 229V226L261 230H264V161H262ZM75 173V176L73 175ZM203 175V174H201ZM244 181L248 179V173L242 174ZM256 180V174L253 173V182ZM73 197H76V191H72ZM253 205H256L254 208ZM69 218H71L69 216ZM208 230L205 229V234ZM111 244V241H108ZM173 253L179 255L176 252V248L172 244L166 245Z\"/></svg>",
	"mask_w": 264,
	"mask_h": 264
},
{
	"label": "flooded vegetation",
	"instance_id": "obj_4",
	"mask_svg": "<svg viewBox=\"0 0 264 264\" xmlns=\"http://www.w3.org/2000/svg\"><path fill=\"white\" fill-rule=\"evenodd\" d=\"M9 203H2L4 206V208L8 211H10V209H14L15 206H17V208H20L23 213H26V214H17V215H14V216H11L10 217V220H11V224L13 225V227L16 229V230H23L25 229L31 222L32 220L31 219H38L39 215L41 213H39V211H37V209H32L30 207L29 204H27L26 202H20L18 205L17 204H12L11 200H8ZM50 239V238H49ZM58 241V240H57ZM80 244H83V241L82 240H78ZM22 243L25 244V245H28V246H31L32 250L31 253L34 255V256H43L45 254V252L43 251V249L38 246L29 236H24L22 237ZM56 244L58 246H60V243L56 242ZM85 245L86 246H91V244L89 242H85ZM40 252V253H38ZM38 254V255H37Z\"/></svg>",
	"mask_w": 264,
	"mask_h": 264
},
{
	"label": "water",
	"instance_id": "obj_5",
	"mask_svg": "<svg viewBox=\"0 0 264 264\" xmlns=\"http://www.w3.org/2000/svg\"><path fill=\"white\" fill-rule=\"evenodd\" d=\"M0 203H9L8 200L5 198L3 194L0 193ZM31 251V246H27ZM108 250V249H107ZM114 254L113 251L108 250ZM40 253V252H38ZM38 255V254H37ZM115 255V254H114ZM45 259H48L47 262L49 264H59L57 260L54 257L47 258V256H44ZM94 261L96 264H100V262L94 258ZM125 263L132 264L130 262L124 261ZM0 264H27L19 255L16 254V252L8 245L6 244L1 238H0Z\"/></svg>",
	"mask_w": 264,
	"mask_h": 264
},
{
	"label": "crops",
	"instance_id": "obj_6",
	"mask_svg": "<svg viewBox=\"0 0 264 264\" xmlns=\"http://www.w3.org/2000/svg\"><path fill=\"white\" fill-rule=\"evenodd\" d=\"M26 203L29 204L32 209H34L35 206H36L32 202H28L27 201ZM2 233L5 234L6 233L5 230L2 231ZM47 242H45L43 244H47ZM52 243L53 244H51V245L50 244L49 245H45V248H48V251H50L51 253L49 252V254H48L47 251L43 250L45 252V254L43 255V258L45 259L44 256H47V258L54 257L59 264H65V261H68L70 258H67V259L63 258V260H60L59 258H56V254L57 253H53L52 252V250H54V248H56V246H55L56 242H52ZM47 260L48 259H45V264H49L47 262ZM74 264H96V262L94 260L87 259V258H84V259L79 258Z\"/></svg>",
	"mask_w": 264,
	"mask_h": 264
},
{
	"label": "trees",
	"instance_id": "obj_7",
	"mask_svg": "<svg viewBox=\"0 0 264 264\" xmlns=\"http://www.w3.org/2000/svg\"><path fill=\"white\" fill-rule=\"evenodd\" d=\"M2 165V164H1ZM2 167H4L5 169H8L7 167H5L4 165H2Z\"/></svg>",
	"mask_w": 264,
	"mask_h": 264
}]
</instances>
